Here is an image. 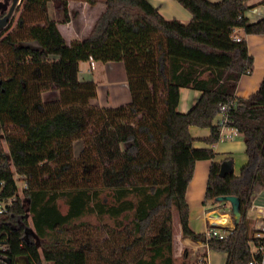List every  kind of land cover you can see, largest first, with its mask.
<instances>
[{"label":"trees","instance_id":"16d2710c","mask_svg":"<svg viewBox=\"0 0 264 264\" xmlns=\"http://www.w3.org/2000/svg\"><path fill=\"white\" fill-rule=\"evenodd\" d=\"M49 1L66 15L69 0H18L0 31V198L11 199L0 213V262L174 264V209L181 234L205 240L189 227L185 192L195 162L215 155L193 146L189 127L209 128L203 140L216 143L214 117L229 101V125L242 133L247 161L239 175L223 176L222 161H212L204 203L219 206L216 197L234 195L242 218L226 239L207 243L227 253L225 264L257 258L248 242L260 240L246 210L254 186L264 182V78L249 96L235 95L253 60L245 39L233 36L237 29L264 34V17L249 21L247 0H175L191 14L188 22L163 17L150 0H79L105 8L87 36L67 42L48 15ZM9 3L0 0V16ZM89 56L123 62L130 102L90 103L96 84L78 79V62ZM181 88L200 91L187 112L177 109ZM51 89L58 98L43 100ZM74 142L82 144L77 155ZM104 191L112 202L100 199ZM87 213L113 219L116 228L80 222L73 228L84 227L85 239L60 235ZM179 259L189 262L186 248Z\"/></svg>","mask_w":264,"mask_h":264},{"label":"crops","instance_id":"0c3cea01","mask_svg":"<svg viewBox=\"0 0 264 264\" xmlns=\"http://www.w3.org/2000/svg\"><path fill=\"white\" fill-rule=\"evenodd\" d=\"M71 2H75L76 6L79 7L80 13L76 19L69 17L65 21L61 20V11L55 8L52 1H49L47 4L49 17L57 22V27L67 42H70L72 39H82L87 36L95 20L105 8L102 2L91 5L84 1L70 0L67 4V10H69ZM150 2L167 19H178L183 22H188L191 19V14L184 7L182 9V6L175 0H150ZM246 4L248 7L244 15L249 21H256L264 17V0H247ZM162 5L166 7L163 6L162 8ZM236 35L245 39L248 52L253 60L251 72L242 74L239 77L234 92L237 97H247L257 90L262 78H264V34H246L243 30L237 29ZM98 65L102 68L104 75L102 78H98L100 80H97L93 73V69ZM78 79L93 80L95 82L97 95L90 100V103L93 105L116 107L128 103L131 100L125 67L122 61H95L93 67L90 66L89 59L79 61ZM58 95L59 91L57 89H51L43 92L42 98L48 101L58 98ZM199 95V90L181 88L177 107L178 111L187 112L196 102ZM189 132L194 138V147L211 148L215 153L213 159H202L195 162L193 175L185 192V198L189 208V227L195 233H203L207 227L213 225L214 221L211 219V212L217 211L218 208L217 205L211 204L210 201L206 202V205L204 203L211 162H221L225 159H231L232 171L234 175H239L240 168L247 161V156L245 154L243 135L238 131L232 139L219 140L213 144H209L203 140L204 137L209 135V128L190 126ZM73 148L74 154L77 155L82 148V144L80 142H74ZM254 204L264 205V182L257 183L251 194L250 206L246 210V215L252 220H254V210L251 207ZM173 225V242L174 247L177 248L175 258L178 259L182 250L186 248L193 261L215 264L211 259V253L213 251L211 248L203 246L200 240H193L181 234L178 213L175 218L173 214ZM229 225H231V222H229ZM175 236L177 240H175ZM222 253H224L225 258L222 264H225L227 253ZM48 263L50 264L51 262ZM15 264H18L17 259L15 260Z\"/></svg>","mask_w":264,"mask_h":264},{"label":"built area","instance_id":"2783aa9c","mask_svg":"<svg viewBox=\"0 0 264 264\" xmlns=\"http://www.w3.org/2000/svg\"><path fill=\"white\" fill-rule=\"evenodd\" d=\"M242 37L239 35H234L233 39L235 41L241 40ZM90 66H94V59L92 56H89ZM234 106V101H229L220 104L219 109L214 117V123L219 128V140H228L232 139L234 134H236L237 130L229 125L230 120V109ZM251 198V196H250ZM11 202V199L3 200L0 198V213L5 210L6 205ZM227 202L220 204L217 208V212L220 213L221 218L217 219L216 217H212L211 219L215 223H219L220 226H210L205 229L203 232L204 241H200L203 246L208 248L207 241L209 239H226L228 235L233 230L234 226L224 225L227 221H231V213L229 209V205ZM251 209L254 210V216L252 220L254 222V237L259 239V243L257 244L254 240L248 242L249 250L254 255L257 254L258 257H254L253 260L249 261L248 264H264V205H252ZM247 216V215H246ZM256 256V255H255Z\"/></svg>","mask_w":264,"mask_h":264},{"label":"rangeland","instance_id":"374dc122","mask_svg":"<svg viewBox=\"0 0 264 264\" xmlns=\"http://www.w3.org/2000/svg\"><path fill=\"white\" fill-rule=\"evenodd\" d=\"M69 1H67V4ZM70 5L71 6H70L69 10H67L70 12V14H69V12H67L65 15L61 12V14H60L61 20L65 21V18L67 19L69 17H73L74 19H76L77 16L79 15V13H80V11L78 9L79 7L76 6L75 2H71ZM177 5H179V4H177ZM163 6L164 5H162V8H163ZM164 7H166V6H164ZM179 7H181V6L179 5ZM181 8L183 9V7H181ZM93 73L96 76L97 80H100L98 78H102L104 76L102 68L100 67V65H98L96 68L93 69ZM3 146H4V148H6V144L4 142H3ZM14 178H15V181L17 183V186L19 187V189H21L24 185L22 177L18 174H15ZM100 199H102L103 201H108V202H112V200H113L111 194L108 191H104L103 193H100ZM66 200H67L66 197H61L57 200L58 207L61 210V212H63V213L66 212V210H67ZM173 214H174V218H175L177 216L176 209H174ZM80 222H84L87 225H90L92 227H98L100 229L103 228L104 225H108V226H112V227L116 228V225H115V222L113 219H111L107 216L98 217L95 213H87V214L83 215L82 217L75 219L70 225L64 226L63 232H61L60 235L64 236L65 238L73 237V239H77V241L85 239L89 235L85 232L84 227L79 226L76 229L73 228V225H77ZM173 233H174V230H173ZM92 237L97 239L99 242L104 239L103 232L102 233L95 232L94 234H92ZM175 240H177L176 236H175ZM176 253H177V248L174 247V242H173V257H175ZM211 259H212V261H214L215 264H222V263H224V260H225L224 253L217 252V251L213 250L211 253ZM17 263L18 264H27L26 259L24 257H18ZM0 264H2V263L0 262ZM44 264H49V263L44 262ZM50 264H53V262H51ZM174 264H180V259L179 258L176 259L174 261ZM188 264H205V263L204 262L199 263V262L193 261L191 258V255H189Z\"/></svg>","mask_w":264,"mask_h":264},{"label":"water","instance_id":"95a60500","mask_svg":"<svg viewBox=\"0 0 264 264\" xmlns=\"http://www.w3.org/2000/svg\"><path fill=\"white\" fill-rule=\"evenodd\" d=\"M18 0H10L9 6L4 13V15L0 16V31L5 28L10 21L15 6L17 4ZM232 171V161L231 159H225L220 164V171L219 174L221 176L225 175L227 172ZM216 201L220 202H227L229 205L230 213H231V221H227L224 225H229V222H231L233 225H236L240 222L242 218V213L240 211V202L239 199L234 195H222L215 198ZM212 217H216L217 219L221 218L220 213L217 211L211 212ZM213 226H220L219 223H213Z\"/></svg>","mask_w":264,"mask_h":264}]
</instances>
